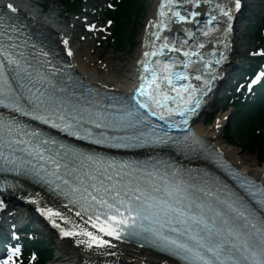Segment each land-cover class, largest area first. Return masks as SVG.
<instances>
[{"label": "snow or ice", "instance_id": "6c2138e0", "mask_svg": "<svg viewBox=\"0 0 264 264\" xmlns=\"http://www.w3.org/2000/svg\"><path fill=\"white\" fill-rule=\"evenodd\" d=\"M202 2L210 0H162L139 61V84L121 97L101 95L69 75L71 65L42 39L20 43L26 27L18 22L20 10L13 3L0 7V173L39 185L59 202L69 215L48 206L39 193L26 197L76 246L108 250L117 247L113 241L135 239L179 264H264V184L224 165L189 126L216 78L213 61L220 65L226 59L214 54L206 59L200 37H213L221 20L227 37L241 0L215 3L199 35L188 28L187 38L166 34L176 23L199 25L200 12L183 5ZM88 27L96 30L94 24ZM60 43L72 56L69 40ZM262 78L264 73L252 84ZM185 128L180 135L173 132ZM111 149L146 151L136 158L112 155ZM167 152L205 156L224 168L238 189L158 154ZM4 185L24 187L19 181ZM36 260L33 253L29 264ZM0 264H25L21 246L9 247Z\"/></svg>", "mask_w": 264, "mask_h": 264}, {"label": "bare ground", "instance_id": "6f19581e", "mask_svg": "<svg viewBox=\"0 0 264 264\" xmlns=\"http://www.w3.org/2000/svg\"><path fill=\"white\" fill-rule=\"evenodd\" d=\"M8 3H13L19 10L20 13L25 15V17L28 16H35L33 20V24H50L53 25V27H56L58 36L55 39L54 43H56L57 47H61L63 49L64 56L66 55L69 57V65H71L72 70L75 73L81 74L83 77H86L89 79L92 83L98 84V85H107L108 87L112 89H124L129 90L128 83H120L113 81L112 79L109 81L108 79L102 78L99 76V71L97 68H94V61L90 59V56L87 55V53L84 52L79 39V31H74V33L70 32L68 29H66L63 26L57 25L55 21V17L53 14L45 15L42 14V10L40 7H36L35 4H33V0H0V7H3L4 5ZM232 3H234V0H232ZM151 19H155V14H150ZM33 30H36L33 28ZM150 31V28L144 29V35L142 38V45L143 47L145 45L144 40L148 38V32ZM38 32V31H37ZM45 35V31H42ZM47 32V31H46ZM79 33V34H77ZM234 28H232L230 32V36H232V39L234 40L235 34ZM76 34V35H75ZM147 36V37H146ZM63 39L69 40V47L72 48L73 55L68 56L67 50L64 48L62 43H60ZM232 40V41H233ZM57 41V42H56ZM56 49L58 50V48ZM230 50L232 47L227 46ZM55 49V50H56ZM139 49L138 56L134 59L132 62V66L130 69V74L133 76V79L137 78L136 72L138 71V63L143 58V53L145 52V49L141 50ZM60 52V51H59ZM89 53V52H88ZM91 54V53H89ZM93 63V64H92ZM220 119L217 120L215 124L211 125V128L208 129L206 126L203 125L202 120H198L195 123V130L197 133L205 136L207 139H209L217 148L218 150L222 151L228 157L229 161L233 166L236 168L242 170V172H245L246 174L252 175L255 179L258 180L261 184H264V164H254L253 166L252 161L249 162V159L244 157L241 153V150L244 152H247V150L244 149L243 143L240 142L236 146L233 144H226L224 141V121L223 117H219ZM219 125V127H217ZM241 150H240V148ZM186 163H190L185 161ZM202 161L197 160L196 162H192L190 164L196 163L200 164ZM21 184L24 185L23 188H17L22 193L20 195L21 199H27L28 193H39L40 197H42L45 201H47L48 206H53L59 208L61 211H64L66 215H69V213L61 207L60 203L53 200L51 197H49L45 191H43L41 188L30 185L29 183L22 182ZM19 196V195H18ZM7 197L0 196V200H3L6 208L8 207V204H13L7 200ZM20 199L13 198L12 202L20 203ZM23 203L27 206H30L29 208H33V203L28 201H23ZM36 205V204H35ZM45 205L41 203L40 207H44ZM26 207V206H25ZM37 207V205H36ZM6 208L2 209L3 212L6 210ZM35 209V208H34ZM37 210V209H35ZM113 243L117 244V247L115 249H108V250H100V249H86L83 247L76 246L71 238L66 239L65 241L61 242L59 245V253L57 255V258L55 259L56 264H179L176 261L172 259H168L165 256H162L158 253H155L154 251H151L145 247H141L140 245L134 244V243H128L125 241H113ZM106 251H112L115 253V255H107Z\"/></svg>", "mask_w": 264, "mask_h": 264}, {"label": "rangeland", "instance_id": "374dc122", "mask_svg": "<svg viewBox=\"0 0 264 264\" xmlns=\"http://www.w3.org/2000/svg\"><path fill=\"white\" fill-rule=\"evenodd\" d=\"M136 2L138 3V6L135 7V14L131 17L133 22L130 24L126 35H124L123 45H117V38L112 35V33L114 34L112 27L109 28V31L108 28L105 30L102 29L104 28L103 26H109L105 11H103V8L105 10V0H98L95 4V6L98 5L96 9L89 5L88 11L90 10V13L87 16L90 17L85 18V16L82 15L83 17H81V19L75 17L69 19L64 17L62 12L64 10V5H62L60 0H51L45 2V5L50 6L51 12L54 10L61 12L62 17H64L63 20L66 22V26H68L70 31H79L80 34H77H79L81 41L80 44L84 52L94 61L93 67L98 69L100 77L108 79L109 81L112 79L116 82L126 83L128 81L127 73H129L132 62L136 56H138L139 49L142 45L144 29H146L150 21V14L155 13L154 9L156 7V0H136ZM243 2L245 4L252 2V6L247 9V4L245 11H243L244 14L241 12L240 22L235 24V40L232 41L233 48L230 56L233 60L235 59V63L237 62V52L241 51L245 54L248 48L252 46L253 40L249 34L251 29L247 32L246 26H251V20L255 19L258 21L259 18L264 16L263 0H243ZM137 7L138 10L136 9ZM53 8L54 10H52ZM93 23L96 25V30H90L88 27V25ZM242 58L243 56L241 55L238 59L241 60ZM222 103H224V100L221 104ZM213 108H215V106L208 107L207 110L212 111ZM230 112L231 111H228L224 114L228 115ZM227 115L224 118V124H226ZM204 116L205 115H203V118ZM207 128L210 129L211 126H208ZM226 134L225 130L224 141L226 144H230L226 141ZM236 143H239V141H236ZM236 143H234V146H236ZM241 152L244 157L249 159V162L252 161V164H262L257 159L255 152L247 153L242 150ZM254 164L253 166H255ZM45 232L46 230L44 233ZM59 245L60 242H57L56 240L53 241V249L55 251L50 264H56L55 259L59 253Z\"/></svg>", "mask_w": 264, "mask_h": 264}, {"label": "trees", "instance_id": "16d2710c", "mask_svg": "<svg viewBox=\"0 0 264 264\" xmlns=\"http://www.w3.org/2000/svg\"><path fill=\"white\" fill-rule=\"evenodd\" d=\"M79 1L65 0L68 9L74 11L80 8ZM136 4V0H122L117 5V9L111 13L116 24V35L121 45H123L124 35L133 22L131 17L135 14ZM255 34L261 37L258 30L255 31ZM228 133V138L232 143L234 138H238L243 143L245 150H256L259 159L264 161V106L254 109L245 103L238 104L230 120ZM49 253V251L45 254L40 252L41 258L37 260V264H44L46 254Z\"/></svg>", "mask_w": 264, "mask_h": 264}]
</instances>
